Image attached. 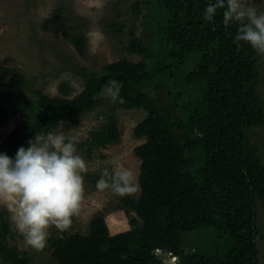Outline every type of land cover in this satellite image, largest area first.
<instances>
[{
	"label": "trees",
	"instance_id": "16d2710c",
	"mask_svg": "<svg viewBox=\"0 0 264 264\" xmlns=\"http://www.w3.org/2000/svg\"><path fill=\"white\" fill-rule=\"evenodd\" d=\"M214 0H133L143 11L144 31L130 34L127 50L142 57L109 62L99 71L80 67L82 89L72 94L67 82L60 96L32 90L27 117L0 141V153L14 157L36 134L75 123L101 99L102 88L119 82L124 103L116 108H142L145 116L133 132L145 141L134 148L140 159V192L119 198L129 228L110 233L103 217H93L85 233L64 232L48 240L52 264H161L154 251L176 257V264H258L256 202L264 201V165L245 129L264 126V106L257 92L258 54L233 42L236 26L227 29L222 12L206 22L203 14ZM79 54L85 39L72 37ZM149 62L152 67H149ZM192 64L187 71L184 67ZM187 64V66H186ZM7 75L0 91L27 80L14 67L0 64ZM147 88L156 92L151 96ZM0 99V127L9 112ZM91 133L90 144L104 147L120 132L115 114ZM208 248L186 252L185 233ZM10 222L0 210V256L8 264H34L14 241ZM198 235V236H197ZM189 238V237H188Z\"/></svg>",
	"mask_w": 264,
	"mask_h": 264
},
{
	"label": "rangeland",
	"instance_id": "374dc122",
	"mask_svg": "<svg viewBox=\"0 0 264 264\" xmlns=\"http://www.w3.org/2000/svg\"><path fill=\"white\" fill-rule=\"evenodd\" d=\"M132 2L133 0H0V64L16 68L28 82V86L17 85L0 91V99L4 92L8 93L2 103L9 112L7 123L0 127V141L16 123L27 117L28 102L34 99L32 90L58 97V85L67 82L72 87L71 95H74L83 87L80 67L99 71L103 65L121 58L133 62L142 59L127 50L131 32L141 36L144 31L143 11L135 15ZM253 4L258 12L264 11V0H253ZM77 34L83 35L85 39L83 54L77 52L72 42V37ZM187 64L185 71L192 65ZM149 67H152L150 62ZM7 78L0 71V81H6ZM256 89L264 106V56L259 54ZM147 91L151 96L156 95L151 88H147ZM112 110L120 132L119 138L104 147H93L90 144L91 133L101 127ZM145 114L142 108H116L109 99L103 98L92 110L63 129L66 135L77 137L78 154L89 163L90 169L85 176L86 192L81 214L73 219L68 233H85L93 217H103L111 234L129 228L128 217L122 210L118 197L107 191H98L96 181L100 170L110 166L112 160L132 169L138 178L140 159L134 154V148L142 144L145 137L135 136L133 129ZM245 133L264 165V126L246 128ZM139 192L140 188L132 197L137 198ZM0 210L9 221L7 211L2 207ZM255 221L259 231L256 238L258 264H264V201L256 202ZM10 225L15 234L14 241L9 240L10 244H16L20 250L26 251L34 264H52L48 243L43 251L38 252L27 246L23 237L11 223ZM197 233L194 231L184 234V251L208 248L207 245L211 242L207 244L208 241L203 236L206 232L202 231L200 240L191 236ZM60 234L53 228L48 240ZM0 264L8 262L0 256Z\"/></svg>",
	"mask_w": 264,
	"mask_h": 264
},
{
	"label": "clouds",
	"instance_id": "9594fccd",
	"mask_svg": "<svg viewBox=\"0 0 264 264\" xmlns=\"http://www.w3.org/2000/svg\"><path fill=\"white\" fill-rule=\"evenodd\" d=\"M218 10H223L225 29L236 26L233 42L237 47L247 44L264 56V11L258 12L253 0H214L204 11V21H213ZM120 88L118 81L111 80L100 95L112 103H124ZM56 128L60 131L34 135L14 158L0 153V207L26 245L38 252L47 246L51 229L67 232L80 216L90 170L78 154L77 137L65 134L63 121ZM138 188L136 173L117 160L101 169L96 181L98 191L119 198L134 196Z\"/></svg>",
	"mask_w": 264,
	"mask_h": 264
},
{
	"label": "water",
	"instance_id": "95a60500",
	"mask_svg": "<svg viewBox=\"0 0 264 264\" xmlns=\"http://www.w3.org/2000/svg\"><path fill=\"white\" fill-rule=\"evenodd\" d=\"M157 256V260L161 262V264H176V257H173L171 254L167 252H153Z\"/></svg>",
	"mask_w": 264,
	"mask_h": 264
},
{
	"label": "built area",
	"instance_id": "2783aa9c",
	"mask_svg": "<svg viewBox=\"0 0 264 264\" xmlns=\"http://www.w3.org/2000/svg\"><path fill=\"white\" fill-rule=\"evenodd\" d=\"M156 252H158V250Z\"/></svg>",
	"mask_w": 264,
	"mask_h": 264
}]
</instances>
